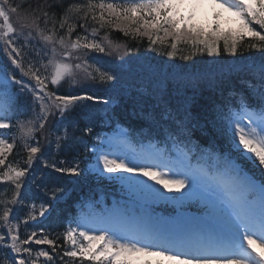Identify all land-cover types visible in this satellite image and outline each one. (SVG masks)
<instances>
[{"label":"snow or ice","instance_id":"1","mask_svg":"<svg viewBox=\"0 0 264 264\" xmlns=\"http://www.w3.org/2000/svg\"><path fill=\"white\" fill-rule=\"evenodd\" d=\"M191 2L197 7L210 3L232 13L240 23V31L222 34L217 25L206 33L188 23L192 16L177 20L176 9L185 0H0V61L5 69V78L0 81V129H13L0 132V184L12 188L10 198L0 199V229H6L0 231L4 264H37L40 257L44 258L43 264H55L49 251L32 246L48 245L56 252L61 237L51 238V233L36 230L41 225L29 224L37 220V205L32 202L20 207L26 198L21 189L34 179L41 159L51 155L47 149L42 152L37 133L47 141L57 117L67 122L92 104L110 102L101 99L96 90L112 86L117 77L106 67L110 61L92 54L115 59L130 55L135 47L114 42L110 38L112 31L139 42L146 38L149 51H157V45L170 48L166 53L170 58L177 55L178 46H190L192 51L180 56L185 61L193 55L218 57L222 52L235 57L245 45L264 57V0ZM247 37L252 39L246 41ZM65 84L67 92L49 88ZM245 84L249 95L229 97L217 115L231 127L232 143L237 150H243L240 156L253 163L258 161L257 166L264 169V59L253 81ZM18 101L22 105L18 106ZM21 112H31L32 117L20 119ZM195 126L194 118L185 112L172 135L177 141L191 143ZM82 131L93 133L87 124ZM54 143L58 152L68 148L71 142L67 130ZM14 150L19 159L9 160ZM93 154L97 158L96 171L101 175L107 173L109 179L138 186L153 198L183 202L199 197L209 209V219L196 226H170L147 215L101 216L94 222L81 217L75 227L69 226L62 233L64 243L71 247L61 248V259L68 257L79 264H264V183L257 185L241 177V170L230 161L210 184L206 172L183 162L184 171L169 175L161 165L137 162L126 153L96 152L93 147ZM43 166L56 173L81 175L79 162L69 165L63 160L43 159ZM138 177H147L168 192L187 191L181 196L165 197L160 189ZM38 187L44 189L45 196L50 193L51 200H58L57 193L62 191L43 181ZM241 187L245 195L237 194ZM51 200L39 205V216L45 215ZM21 224L25 225L23 235ZM34 253L36 258L32 259Z\"/></svg>","mask_w":264,"mask_h":264},{"label":"trees","instance_id":"2","mask_svg":"<svg viewBox=\"0 0 264 264\" xmlns=\"http://www.w3.org/2000/svg\"><path fill=\"white\" fill-rule=\"evenodd\" d=\"M221 33L237 34L233 30L221 31ZM110 38L116 43H126L129 47L135 45L130 55H121L115 59L121 60L123 65L128 64L131 69L127 74L130 75L133 85L145 89V93L132 90L117 93L118 99L115 100L113 115L115 114L116 118L129 129L130 140L139 142L146 138H153L162 144L164 142L182 146L192 152L194 156H196V147L203 146L205 150H211L213 153L224 156L227 160L235 161L258 185L264 183V169L257 166L258 161L253 163L252 160L240 156L242 148L237 150L236 145L232 143V135L228 127L217 115L220 105L229 97L239 93L249 95L245 81H253L254 73L258 70L261 60L264 59L260 52L249 51L245 45L239 49L235 57L222 52L218 57H209L206 54L193 55L190 60L185 61L180 59V56L188 55L192 51L190 46H178L177 55L170 58L166 54L171 50L170 48L157 45V51H149L146 38L139 42L131 37H125L119 31H112ZM251 39V37H247L246 41ZM98 54L105 60L114 59L100 53L92 55ZM49 88L59 93L69 90L66 84L62 88L52 85H49ZM103 88L105 91L115 93L110 86ZM103 88L97 89L96 93H102ZM185 112L194 118V124H196L191 131V143L177 141L172 135ZM20 119H24L23 116ZM86 124L91 126L87 120V109L83 113H77L67 122H61L57 117V124L52 129L47 141L43 135L37 133V140L43 145L42 152L47 149L51 153L41 159L39 168L43 167V159L53 160L54 157H57L56 159L68 163L79 154L82 156L85 147L80 146L78 143L80 138L77 137L84 134L82 130ZM66 130L70 132V135H75L76 139L69 138L70 146L65 148L62 153L59 152L55 155L54 142L57 136H62ZM26 155L21 152V156L26 157ZM13 159H19L16 156V150L9 156V160ZM24 166L26 167V165ZM26 179L28 178L26 177ZM40 181L49 187L62 189L57 193L59 199L51 200L50 193L45 196L44 189L38 187ZM6 188L8 191L2 195V198L11 197L12 188L9 186ZM28 188H31L34 195L42 198L43 201L51 200L49 207L52 210L40 221L41 228L36 230L51 233V238L60 236L61 239L57 240L59 247L56 252H53L48 245H35V248L39 250L43 246L50 255H53L55 264H69L70 262L68 257L61 259L63 256L61 248H67V244L62 239V233L67 229L70 220L78 216L79 210L83 208L84 198L87 195L97 196L104 192L103 189L114 196L125 194L122 191L123 188L118 190L117 194L111 193L113 191L104 187V184L97 183L90 176L85 177L82 172L80 176H70L66 173H56L51 168H44L39 180L30 179L28 185L21 189L26 198L20 207L26 206L30 198L31 191H27ZM124 196H128L127 190ZM9 207L16 206L9 205ZM10 217L12 216L10 215L9 219ZM0 264L2 263L0 262ZM70 264H79V261H71ZM84 264H88V262L85 261Z\"/></svg>","mask_w":264,"mask_h":264},{"label":"rangeland","instance_id":"3","mask_svg":"<svg viewBox=\"0 0 264 264\" xmlns=\"http://www.w3.org/2000/svg\"><path fill=\"white\" fill-rule=\"evenodd\" d=\"M217 14L219 15V19H216ZM192 16L191 21H189L188 23L191 26H194L196 29H202L203 31H205L206 33H209L210 31H212V29L215 26H219V30L220 32L223 29H229V28H233L235 29L236 33L238 32V29L241 27L240 23L237 19V17H235L232 13L230 12H226L222 9H220L219 7H214L212 4L210 3H205L199 7L195 6L191 0H188V2L183 3L182 5H180L177 9H176V16L175 18L177 20L181 19V18H185V20L187 19V17ZM225 31V30H223ZM111 67H116L114 62H110ZM128 67L125 65V69H127ZM104 110H107V106L105 105ZM106 114V111L104 112H94L92 113V118L93 120H95V122H97L98 126H103L105 124H100L99 122L101 120L106 119L104 117V115ZM99 141H98V145H97V150L96 152H100V151H116L118 153L122 152V153H126L128 154L129 158L135 157L137 162L140 163H151V164H159L162 166V170L166 173H168L169 175H173V172H169V165H170V161L171 159L166 158L163 153L159 152V148L156 145H152V144H147L145 146H143L142 148H136V147H132L131 145H129V143H127V135L126 132H124V130L114 127L113 129H111L110 131L107 132H103L102 134H99ZM109 142H111V147ZM134 152V154H133ZM137 154H140L142 157L138 158ZM180 159H183L185 161V163L187 162L186 158L184 156L179 155ZM170 160V161H168ZM95 164L90 165V170L92 171V174L94 175V180L95 181H99V182H103L105 186H113V187H118L119 185H122L123 183H127L126 181H119V180H112L108 178V174L104 173L103 175H101L100 173H98L96 171V164H97V158L94 162ZM164 165H167V167H163ZM102 167V166H101ZM165 168V169H164ZM215 173V172H213ZM220 173H216V175L218 176ZM241 175V174H240ZM34 179L38 180V176L35 174H33ZM241 177H245L242 176ZM137 179L139 180H144L146 181L147 184L152 185L154 188H158L160 189V191L163 193V195L165 197L168 196H181L183 195L184 191H187V189L182 190L181 192H168L166 191L162 185L159 184H155L153 180L148 179L147 177H138ZM248 180H250L249 178H247ZM251 181V180H250ZM212 182V181H211ZM128 186L131 187L132 192H133V196H135L134 194L136 192H138V196H136V199L140 200L141 202L148 204L150 206H154L156 209L160 210L159 208V204L156 201L152 200L154 199L150 194H148V192L146 190L141 191L140 188L138 186H134V185H130L129 183H127ZM120 187V186H119ZM238 195H245L246 192L243 189V187H241V189L238 191L237 193ZM0 199H2V196L0 195ZM32 202H35L37 205V219L42 217L39 216V205L41 203H43L42 201H37L34 199V197L32 198ZM161 200L157 198V201ZM170 202V204H174V207H167V203L164 204H160L161 206H164L163 208H165V210L167 211H171L174 213H177L178 210H180L182 207V205H184L185 203H196V206H200L203 205L206 208V211H209L208 207H206V203L204 200L200 199L199 197H194L188 200H185L183 202H177V201H169V200H165V202ZM30 202V203H32ZM123 204V203H117L115 201H112L108 204H104L101 207H94L92 209L91 213H87L85 215H83L82 217L85 218L86 220L90 221V222H94L96 221L99 217L101 216H120V217H125V218H140V217H144L145 215L149 216L152 220H154V218H156L154 221H160L161 223L163 222H172L173 224H175V222H177L176 217L173 216L172 218H168L165 215H163L162 213L158 212L157 216H153L150 215L149 213L146 214H141L139 211L140 210H134V207H132L131 203L129 204ZM160 206V207H161ZM89 208H91V206H89ZM144 211H148L146 208H144ZM172 213V214H174ZM47 214V212L45 213V215ZM24 215V213L22 214V216ZM10 220H12V217H10ZM36 221V220H35ZM13 223H16V221H12ZM34 221H29V224H33ZM75 224V221L73 222ZM25 225L21 224L20 228L22 231V235H23V229H24ZM32 228H29L28 231H32ZM38 231V230H37ZM68 247V246H66ZM36 249V248H35ZM41 249H45L43 246L41 247ZM11 255L15 256V253H12ZM35 253L33 254L32 259H35ZM0 259H1V263H4L5 257H4V253L0 252ZM44 262V258L40 257L39 261L37 262V264H43ZM165 262V261H164ZM48 264H52L51 262H48Z\"/></svg>","mask_w":264,"mask_h":264},{"label":"bare ground","instance_id":"4","mask_svg":"<svg viewBox=\"0 0 264 264\" xmlns=\"http://www.w3.org/2000/svg\"><path fill=\"white\" fill-rule=\"evenodd\" d=\"M185 2H188V0H185Z\"/></svg>","mask_w":264,"mask_h":264}]
</instances>
